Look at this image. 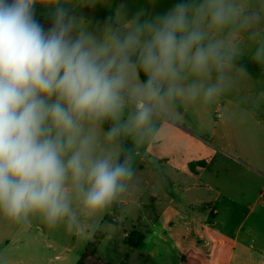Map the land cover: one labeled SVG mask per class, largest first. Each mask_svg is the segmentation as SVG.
I'll use <instances>...</instances> for the list:
<instances>
[{
  "label": "clouds",
  "instance_id": "9594fccd",
  "mask_svg": "<svg viewBox=\"0 0 264 264\" xmlns=\"http://www.w3.org/2000/svg\"><path fill=\"white\" fill-rule=\"evenodd\" d=\"M98 0H0V217L80 232L125 195L158 125L264 68V0H155L93 25ZM52 9L51 26L36 6ZM183 110V111H182ZM107 125V128H105Z\"/></svg>",
  "mask_w": 264,
  "mask_h": 264
},
{
  "label": "crops",
  "instance_id": "0c3cea01",
  "mask_svg": "<svg viewBox=\"0 0 264 264\" xmlns=\"http://www.w3.org/2000/svg\"><path fill=\"white\" fill-rule=\"evenodd\" d=\"M175 2L155 0L150 10L163 12ZM121 4L129 17L148 7L147 0H98L79 14L102 24ZM245 61L254 64L247 53ZM221 98L224 106H195L161 123L156 138L134 150L140 183L132 181L125 195L76 233L89 244L99 235L100 245L111 242L116 252L133 248L127 239L136 230L143 244L133 249L145 264H264V236L253 229L264 218V68L237 76ZM217 108L224 110L220 122L211 120ZM253 217L257 222L245 229ZM35 224L0 217V250L30 235Z\"/></svg>",
  "mask_w": 264,
  "mask_h": 264
},
{
  "label": "rangeland",
  "instance_id": "374dc122",
  "mask_svg": "<svg viewBox=\"0 0 264 264\" xmlns=\"http://www.w3.org/2000/svg\"><path fill=\"white\" fill-rule=\"evenodd\" d=\"M52 9L45 8L43 6H36V18L44 25L45 28L51 26L52 20L50 12ZM250 64V63H249ZM256 65V64H254ZM258 66V65H257ZM260 70L259 68H252ZM225 102L222 98L216 102L218 107L224 106ZM218 109V108H217ZM189 114L185 115L187 118ZM224 110L218 109L216 113L211 115L212 121L223 120ZM188 120L186 119V123ZM161 125V124H160ZM158 125V130L160 128ZM220 127L216 129L215 139L219 143ZM152 165L149 164V171L151 172ZM168 169L166 168V172ZM151 179V178H150ZM133 183H140V177L135 175L133 177ZM35 224L31 229V234L22 236L19 241H10L9 245L5 244V248L0 250V261L5 264H80L87 248L89 247L88 241L79 236L76 231L61 230L62 227L49 228L46 224L41 222L38 218L32 220ZM256 223L255 217L251 218L245 229L252 223ZM108 223H106L105 226ZM255 227V235L259 238V235L264 236V218ZM259 229V230H256ZM90 243L96 245V255L87 259L84 264H145L143 257L141 256L140 249L126 248L122 251H113L111 242L105 241L100 245L101 238L98 235L94 240H90Z\"/></svg>",
  "mask_w": 264,
  "mask_h": 264
},
{
  "label": "trees",
  "instance_id": "16d2710c",
  "mask_svg": "<svg viewBox=\"0 0 264 264\" xmlns=\"http://www.w3.org/2000/svg\"><path fill=\"white\" fill-rule=\"evenodd\" d=\"M244 62L247 64L248 69L259 68V66H257V65L249 64L246 61H244ZM127 244L133 248L141 247L143 244V235L140 232L133 230L128 236ZM95 255H96V245H95V243H90L89 247L87 248V250L83 256V258L80 261V264H84V262L87 259L92 258ZM99 264H110V263H99Z\"/></svg>",
  "mask_w": 264,
  "mask_h": 264
}]
</instances>
